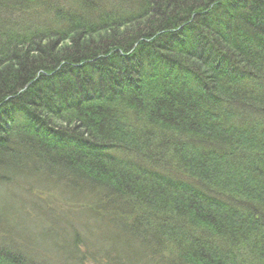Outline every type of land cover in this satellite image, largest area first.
Listing matches in <instances>:
<instances>
[{
  "label": "trees",
  "instance_id": "trees-1",
  "mask_svg": "<svg viewBox=\"0 0 264 264\" xmlns=\"http://www.w3.org/2000/svg\"><path fill=\"white\" fill-rule=\"evenodd\" d=\"M38 173L100 222L60 264H264V0H0V185ZM0 264L59 263L0 208Z\"/></svg>",
  "mask_w": 264,
  "mask_h": 264
},
{
  "label": "rangeland",
  "instance_id": "rangeland-1",
  "mask_svg": "<svg viewBox=\"0 0 264 264\" xmlns=\"http://www.w3.org/2000/svg\"><path fill=\"white\" fill-rule=\"evenodd\" d=\"M41 178L45 179L41 173H38L37 177L30 176L29 181L33 183L30 190L26 184L28 178H17L16 185H0V208L9 218L16 236L23 237L36 251H44L51 260L59 264L65 261L63 253L68 250L63 249L62 241L72 235V231L64 229L66 224L76 226L84 239L92 243L94 248H98L99 246L96 247L98 231L82 225L85 223L100 225L99 221L91 219L90 212L85 211L84 207L89 203L69 199V196L63 194L61 185L53 186ZM50 209L53 212L49 211ZM102 230L103 228L99 226V232L103 233ZM81 245V250L84 251L85 244ZM145 258L149 261L151 256L146 255ZM84 264L95 263L88 257Z\"/></svg>",
  "mask_w": 264,
  "mask_h": 264
}]
</instances>
